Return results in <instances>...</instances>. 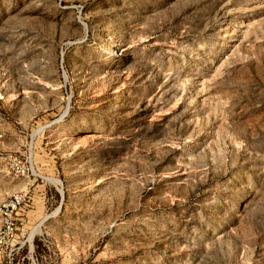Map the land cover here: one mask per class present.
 Instances as JSON below:
<instances>
[{
  "label": "rangeland",
  "instance_id": "374dc122",
  "mask_svg": "<svg viewBox=\"0 0 264 264\" xmlns=\"http://www.w3.org/2000/svg\"><path fill=\"white\" fill-rule=\"evenodd\" d=\"M0 264H264V0H0Z\"/></svg>",
  "mask_w": 264,
  "mask_h": 264
},
{
  "label": "built area",
  "instance_id": "2783aa9c",
  "mask_svg": "<svg viewBox=\"0 0 264 264\" xmlns=\"http://www.w3.org/2000/svg\"><path fill=\"white\" fill-rule=\"evenodd\" d=\"M21 202V198H19V196L18 195H14V196H12L7 202H5V204H4V207H6V208H16L17 207V205L19 204ZM7 228L8 229H10V228H12L11 227V224H8V226H7Z\"/></svg>",
  "mask_w": 264,
  "mask_h": 264
}]
</instances>
